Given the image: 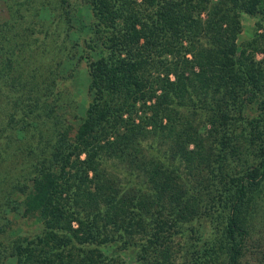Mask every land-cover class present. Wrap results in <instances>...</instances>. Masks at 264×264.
<instances>
[{
  "label": "trees",
  "instance_id": "trees-1",
  "mask_svg": "<svg viewBox=\"0 0 264 264\" xmlns=\"http://www.w3.org/2000/svg\"><path fill=\"white\" fill-rule=\"evenodd\" d=\"M83 2L93 19L81 46L85 99L57 83L61 46L51 51L52 79L41 64L7 76L0 264H94L95 248L134 245V230L150 229L154 241L171 230L184 235L211 224L218 207L220 235L209 241V232L191 263L209 264L220 249L224 258L214 264H242L250 218L262 206L264 142L250 157L258 127L241 123L238 143L229 132L245 123L239 92L261 95L258 61L238 37L244 13L263 26L264 0ZM36 46L26 50H49ZM12 64L6 57L0 68ZM206 123H220L219 135L203 133ZM232 154L240 163L226 162ZM212 186L205 198L201 191ZM157 254L167 255L163 247Z\"/></svg>",
  "mask_w": 264,
  "mask_h": 264
},
{
  "label": "rangeland",
  "instance_id": "rangeland-1",
  "mask_svg": "<svg viewBox=\"0 0 264 264\" xmlns=\"http://www.w3.org/2000/svg\"><path fill=\"white\" fill-rule=\"evenodd\" d=\"M66 2L65 5H70L69 8H65L68 11L61 8V0H0V66L2 61H6V57L13 59V64L10 65L8 71L4 72L2 71L3 68H0V140L6 139L5 136L9 131L6 126L10 109V103L7 101V76L27 70L33 65L41 64V66H47L44 76L48 75L52 79V73L48 71L53 70L57 63L56 60L50 58L54 46L63 47V52L60 53L63 62L59 64L61 65L59 67L63 77H56L57 83L62 81V85L67 84L71 87L77 97L80 99L86 98V62L83 57L84 50L81 49V46L84 45L83 38L87 37L91 29L90 24L93 20L91 5L83 2V0H67ZM69 17H71L70 21L67 20ZM241 18L242 31L239 34L238 42L242 41L244 43L248 40L246 54L249 58L253 56L258 61L257 64L260 67L262 77L261 95H259L260 97L255 95L250 98L252 94L245 91L239 92L240 99L246 104L245 123L240 122L237 126L238 122H235L229 134L233 136V142L238 143L242 139L239 135L241 128H243L241 123L246 125L247 129L250 125L258 127L259 132L256 134L258 136L249 145L250 157H254L258 151V145L264 142V101L261 103V98L264 100V24H262L263 26L258 24L259 15L244 13ZM49 34L53 39L44 37V35ZM76 39L81 40L80 47L76 54L70 57L69 53H73V44ZM28 43L37 45L36 48L39 49L45 44L49 50L29 54L26 50ZM167 58H170V56ZM71 68L74 72L77 71L76 75L72 77V81L69 78ZM151 71L154 72L155 70ZM171 77H173V74H171ZM51 89L52 92L58 91L57 86ZM43 91L42 97H45L49 91ZM55 97L61 96L55 94ZM209 127L208 123L201 125L203 133L210 134V138H213L219 135L222 126L220 123H216L212 129H208ZM232 158L233 154L229 156L226 162ZM232 162L238 164L240 159L234 157ZM184 167V165H181V168ZM203 171L209 174L207 168ZM214 191L215 186H212L210 189L204 188L201 193L205 198H208L211 194H214ZM260 204L262 206L256 212L255 217H249L250 231L241 255L242 264H264V190L260 197ZM202 208L206 209L205 206L199 207V209ZM213 209L211 224L206 222L205 225L202 224L197 227L195 231H186L184 235L171 230L163 233L158 241H154L151 238H146V235L151 232L150 229L134 230L133 239L136 241L134 245L121 247L120 244L113 242L104 248H99L101 251L99 254H96L99 250L95 248L93 254L94 264H160V261H162V264H192L191 262L198 257V254H202V251L200 249L193 255L192 252L195 251L197 245L202 243L206 235L210 232L209 241L218 239L220 235L223 224L220 217L221 208ZM215 244L218 247V242H215ZM161 247L167 253L165 257L157 254L158 249ZM142 252L146 255V259H144ZM223 255L224 253H221V250L218 249L216 253L209 256V264L220 261L224 258ZM11 264H15L14 261Z\"/></svg>",
  "mask_w": 264,
  "mask_h": 264
}]
</instances>
